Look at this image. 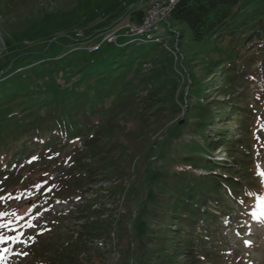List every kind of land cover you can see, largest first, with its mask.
Instances as JSON below:
<instances>
[{
	"label": "rangeland",
	"instance_id": "rangeland-1",
	"mask_svg": "<svg viewBox=\"0 0 264 264\" xmlns=\"http://www.w3.org/2000/svg\"><path fill=\"white\" fill-rule=\"evenodd\" d=\"M147 1L32 0L20 4L14 11H11L14 8L11 6L7 8L11 11L7 16L0 14V57L5 56L11 46L13 49L25 48L49 34L46 30L43 33L26 32L29 19L42 15L39 9L42 5L48 10H55L58 15L59 25L54 30L56 35L71 31L74 35L75 39H63L64 46H59L58 51L69 46L72 49L68 52L81 53L84 49L99 50L102 44L116 48L123 42V46L130 45L132 43L125 42L126 38L119 35L125 33L123 30L117 33L116 40H105V35L116 31L122 23L129 22L130 10L139 7L145 10ZM4 17L10 19L13 26L4 23ZM170 22L173 25L163 32L165 35L159 34L153 42L148 41L145 45L157 44L159 49L156 52L162 50L159 59L164 54L174 58V77L178 81L176 88L166 89L158 96L160 100L157 104L146 112L138 113V106L114 114L109 119L108 126L112 128L110 133L113 136L106 134L100 145L113 148V152L107 155V165L112 174H100L94 180H85L80 189L72 191L69 201H44L43 206L39 202L41 197L35 185L43 177L47 180L57 175L53 164L44 163L40 167L23 170L10 187L3 189L18 194L15 193V197L7 203L0 201V213H7L3 216L4 221H0V236L14 237L0 240V256L3 257L0 264H40L47 256L46 246L51 242L62 245L71 234L72 241L75 240L76 233L85 222V217H81L82 211L91 206L103 210V218L115 216L114 231L109 237L88 235L84 239L86 247L81 252L82 258L91 257L99 264H131L132 258H149L152 262H159L157 256L164 258L167 251L181 252L183 248L178 246V238L167 246L161 243L166 227L177 229L170 213L184 184L178 175L194 171L209 174L213 172L210 169L213 165L222 166L218 161L232 159L220 142L226 134L232 136L235 147L241 146V142L248 145L242 172L252 179L253 188L240 184L239 190L243 193L234 197L229 193V186L221 187V199L210 201L201 229L193 233L194 244L204 250L199 257L200 264H264V222L252 219L253 212L259 213L260 198L264 197V183L256 175L257 165L264 170V71L260 62L253 61L259 53L236 56L240 64L244 61V77L232 82L230 91L225 92L223 88L230 81V76L224 83L221 78L223 73H212L217 65L212 58L221 45L205 46L195 42L190 38L187 26L175 25L171 19ZM97 23H101L102 28H96ZM160 27L167 28V23L161 22ZM7 38H11V46ZM55 39L57 37L52 40ZM149 59L155 60L152 57ZM136 68L140 76H147L153 69V63L144 61ZM250 73H254V77H249ZM245 79L249 81L244 82ZM231 99L246 100L250 114L242 115L243 111L238 109L235 114L237 104ZM225 101L230 103L221 105ZM240 105L245 107L243 103ZM171 124H174L173 127ZM82 141L80 148H86L84 139ZM193 145L198 146L203 157L210 162L189 166L190 161L186 157ZM85 161L89 163L91 159ZM118 165L124 172L120 177L113 173ZM25 192H28L27 197L23 195ZM29 208L32 210L28 211ZM37 212L41 215L36 216ZM30 223L36 227H30ZM199 234H203L202 237ZM38 235L46 241L43 248L34 243ZM29 237H34V240ZM245 240H250L251 245H245ZM36 247L42 254L40 256L45 255L42 259L37 257ZM180 259L185 264L192 262L185 256Z\"/></svg>",
	"mask_w": 264,
	"mask_h": 264
},
{
	"label": "trees",
	"instance_id": "trees-1",
	"mask_svg": "<svg viewBox=\"0 0 264 264\" xmlns=\"http://www.w3.org/2000/svg\"><path fill=\"white\" fill-rule=\"evenodd\" d=\"M31 1L0 0V14L7 16L9 12L17 10L20 4ZM11 6L14 8L9 11ZM39 9L42 15L29 19L26 32L43 33L46 30L49 34H43L33 45L15 49L11 46V38H7L11 48L5 56L0 57V196L4 197L0 201L7 203L15 197L16 192L3 189L10 187L23 170L47 163L54 165L53 171L57 175L47 180L43 177L37 182L41 185L36 191L43 206L44 201L69 196L72 191L80 189L85 180H94L100 174H112L107 165V155L113 152V148L100 145V140L106 134L113 136L110 133L112 128L108 126L109 119L114 114L118 115L138 106V113L148 111L160 100L158 96L166 89L174 90L178 81L174 77V58L164 54L159 59L162 50L156 52L159 49L157 44H127L117 48L102 44L99 50L84 49L81 53L68 52L72 49L69 46L58 51L59 46H64L62 40L75 39L74 35L72 31L56 35L54 30L59 25L57 13L46 9L44 5ZM143 14L142 7L129 11L131 19H140ZM6 18H3V22L9 27L13 26L12 21ZM170 19L175 25L187 26L190 38L195 42L205 46L224 45L220 46L212 58L217 64L213 75L216 72L223 73L221 78L224 83L230 76L223 91H230L232 82L244 77L245 64H242L244 61L241 64L237 62V55L253 56L259 53L253 61L260 62L264 71V0H178ZM96 26L102 28L101 23ZM47 37L49 38L46 39ZM53 37L57 39L52 40ZM150 57L155 60H150ZM144 61H152L153 69L142 77L138 74L136 65ZM19 68L22 69L18 70ZM249 77H254V73H250ZM248 81L249 79L244 80ZM230 101L237 104L235 114L240 110L243 111L242 115L250 114L247 112L249 107L246 100ZM243 120L240 123H244ZM115 125L118 123L115 122ZM77 138L84 139L86 148L75 145ZM233 141L229 134L221 139L220 142L232 159H225L221 162L222 166L213 165L210 168L213 172L197 174L194 171L178 175L184 184L177 193L170 213L177 229L166 227L161 243L167 246L178 238L177 244L183 248L181 252L167 251L164 258L157 256L159 262H152L149 258H132L131 264H166V261L168 264H185L180 259L183 256L190 259L191 264H200L199 257L204 254V250L195 246L193 233L201 229L210 201L218 202L221 199L219 191L224 185L229 186L230 194L236 197L243 193V190H239L240 184L253 188L252 179L242 172L248 145L241 142V146L235 147ZM240 147L241 150H237ZM190 151L186 157L190 161L189 166H202L199 163L210 162L203 157L198 146L193 145ZM32 157L37 159L32 160ZM88 158L91 159L89 163L85 161ZM200 159L206 161L202 162ZM115 169L113 173L119 177L124 174L119 165ZM218 169H221L220 172ZM27 193L23 195L27 197ZM87 211L95 218L79 228L75 240L72 241L71 234L62 245L49 241L51 243L46 246L45 258L35 248V253L39 254L37 257L43 258L40 264H99L91 257H81V252L86 247L84 239L88 235L109 237L114 231L115 216L103 218V210L99 208L92 210L89 207ZM4 219L0 216V221ZM203 229L206 230L205 227ZM202 235L199 234L200 237ZM38 238L34 243L43 248L46 241ZM202 240L203 238L200 239ZM166 257L169 259L166 260Z\"/></svg>",
	"mask_w": 264,
	"mask_h": 264
},
{
	"label": "bare ground",
	"instance_id": "bare-ground-1",
	"mask_svg": "<svg viewBox=\"0 0 264 264\" xmlns=\"http://www.w3.org/2000/svg\"><path fill=\"white\" fill-rule=\"evenodd\" d=\"M177 1L178 0H173L171 2L170 6L167 7V15L171 14V11H172V9H173V7H174V5L176 4ZM158 8H159V0H149L147 8H146V11H145V14L143 15V17H145L151 11V9H158ZM134 22L135 21H129V22L125 23V24H121L120 27L116 31L114 30V31L111 32L110 31L111 29L108 30L110 32H108L105 35V39L112 38L114 36H118L117 33L120 30L124 31L126 28L131 26L132 23H134ZM161 22H167V20H159L158 23H151V25H149L148 27H143V28L138 29V30L128 31L125 34V36L130 37L131 41H136V42L152 41L160 33ZM157 40H158V38H157Z\"/></svg>",
	"mask_w": 264,
	"mask_h": 264
},
{
	"label": "built area",
	"instance_id": "built-area-1",
	"mask_svg": "<svg viewBox=\"0 0 264 264\" xmlns=\"http://www.w3.org/2000/svg\"><path fill=\"white\" fill-rule=\"evenodd\" d=\"M173 0H159V8L151 9V11L145 16L142 17L139 21H135L131 26L126 28L124 31L126 34L128 31L138 30L143 27H148L151 23H158L159 20H168L170 15H167V7L170 6ZM118 36H114L112 38H108L105 40L112 41L116 40Z\"/></svg>",
	"mask_w": 264,
	"mask_h": 264
},
{
	"label": "snow or ice",
	"instance_id": "snow-or-ice-1",
	"mask_svg": "<svg viewBox=\"0 0 264 264\" xmlns=\"http://www.w3.org/2000/svg\"><path fill=\"white\" fill-rule=\"evenodd\" d=\"M36 159H37V157H32V160H36ZM45 175H47V174L45 173ZM256 175L260 176L262 183H264V170H260L259 165H257ZM35 187L39 189L41 187V185L36 184ZM48 190L50 191V189H48ZM2 199H4V197L0 196V200H2ZM260 200H261V209H260L259 213H256V212L252 213V219L256 220L258 222H264V197H261ZM34 207H35V204L32 205V208H34ZM32 208H29L28 211H31ZM44 211H47V209H44ZM5 215H7V213H0V216H5ZM39 215H41V213L37 212L36 216H39ZM4 226L6 227L7 225H4ZM29 226L32 228L36 227V225L32 224V223H30ZM5 239H14V237L0 236V240H5ZM29 239L34 240V237H29ZM244 243H245V245H248V246L251 245L250 240H245ZM4 251H7V249H4ZM22 255H27V253H22ZM0 259H3V257L0 256Z\"/></svg>",
	"mask_w": 264,
	"mask_h": 264
}]
</instances>
